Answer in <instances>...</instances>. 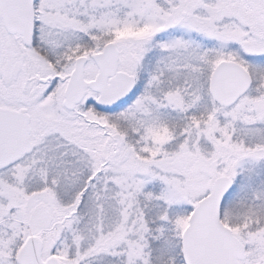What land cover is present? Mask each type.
Here are the masks:
<instances>
[{"label": "snow or ice", "instance_id": "obj_1", "mask_svg": "<svg viewBox=\"0 0 264 264\" xmlns=\"http://www.w3.org/2000/svg\"><path fill=\"white\" fill-rule=\"evenodd\" d=\"M0 264H264V0H0Z\"/></svg>", "mask_w": 264, "mask_h": 264}]
</instances>
